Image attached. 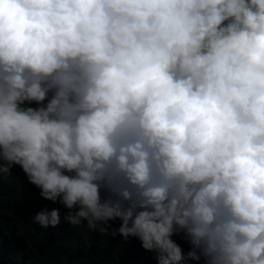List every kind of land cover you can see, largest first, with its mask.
Listing matches in <instances>:
<instances>
[{
	"label": "clouds",
	"instance_id": "9594fccd",
	"mask_svg": "<svg viewBox=\"0 0 264 264\" xmlns=\"http://www.w3.org/2000/svg\"><path fill=\"white\" fill-rule=\"evenodd\" d=\"M0 193L159 264H264V0H0Z\"/></svg>",
	"mask_w": 264,
	"mask_h": 264
},
{
	"label": "trees",
	"instance_id": "16d2710c",
	"mask_svg": "<svg viewBox=\"0 0 264 264\" xmlns=\"http://www.w3.org/2000/svg\"><path fill=\"white\" fill-rule=\"evenodd\" d=\"M6 198L0 193V264H159L155 253L141 243L122 246L111 236L94 232L74 240L59 225L43 229L31 217L44 208L32 214L30 201L23 204L24 212H14L13 200Z\"/></svg>",
	"mask_w": 264,
	"mask_h": 264
}]
</instances>
